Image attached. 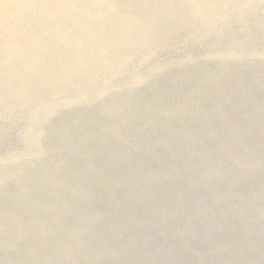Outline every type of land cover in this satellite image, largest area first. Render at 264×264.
Masks as SVG:
<instances>
[{
  "label": "rangeland",
  "instance_id": "obj_1",
  "mask_svg": "<svg viewBox=\"0 0 264 264\" xmlns=\"http://www.w3.org/2000/svg\"><path fill=\"white\" fill-rule=\"evenodd\" d=\"M234 15L231 26H236L244 41L262 38L252 25L264 17L258 15L256 19L255 14H250L251 23ZM222 66L223 63L216 62L214 66L209 63L200 67L198 74L204 78V69L211 68L209 83L201 88L196 81L188 82L196 91L179 109L175 107L178 101L174 102L172 97L191 92V88L182 89L172 81L165 95L149 99L139 110L128 116L102 120L101 128L105 126L108 132L104 136L111 139L101 138L100 127L94 126V137L88 142L91 155L82 160L77 152L74 163L79 166V162L88 160L91 167L86 172L88 181L83 182L86 188H81L85 203L80 199L79 204L83 209L74 215L80 214L78 219L85 221L86 226L91 225V232L84 234L89 238L81 246L83 256L72 258L71 264H264V81L256 85L259 89L243 95L248 100L239 99L242 95L237 91L239 82L255 79V66L234 65L238 75L241 73L239 76L226 75V69L220 71ZM190 70L192 74L195 67ZM213 70L221 74L217 83L212 80L218 78L213 77ZM188 122L191 123L186 126ZM182 128L187 134L177 133ZM79 136L85 137L83 133ZM17 138H11L9 149L19 147ZM171 140L178 143L169 145ZM66 141L67 151L72 152L74 143L69 144L71 139ZM66 141L58 150L65 148L66 151ZM219 142L223 147L217 150ZM190 145L193 146L190 148ZM167 149L169 152H165ZM226 151L235 153V157L239 154L236 159L251 152V168L244 164L245 167L230 171L222 158ZM143 158L145 172L139 175ZM211 158H221L217 162L221 166L211 171L209 182L233 178L240 181L235 188L226 184L221 195L224 199L215 192L209 193L206 182L189 187L178 185V181L194 175ZM25 183L28 190L38 194H35L36 201L47 202V193L34 181ZM19 195L18 192L12 198L16 201L8 202L6 198L0 201L4 203L0 207L1 220L9 226L19 218V206H26L25 196L19 199ZM30 218L18 223L20 226L8 246L0 245L1 252H14L20 261L32 250L52 251L48 255L50 259L66 255L60 241L62 245L51 248V245L44 249L32 247L27 239L34 230ZM20 235L24 237L20 239ZM96 253L98 257L93 256ZM4 262L0 260V264Z\"/></svg>",
  "mask_w": 264,
  "mask_h": 264
},
{
  "label": "bare ground",
  "instance_id": "obj_2",
  "mask_svg": "<svg viewBox=\"0 0 264 264\" xmlns=\"http://www.w3.org/2000/svg\"><path fill=\"white\" fill-rule=\"evenodd\" d=\"M93 3L117 5L119 6L115 10L117 12H136L144 11V9L138 8L137 6L161 3L233 5L259 3V0H0V65H2L6 30L9 35L10 55L14 58V61L18 49L22 47L25 58L35 59L50 67H60L68 63L69 58L78 50L81 42L87 41L91 32L97 31L102 24L107 22L97 21L84 7L62 8L59 6H84ZM5 5L9 7L6 9ZM148 11H151V9H148ZM192 11L199 12L200 10L193 9ZM202 11L205 14L197 16L199 28L195 34L190 35L193 29L184 28L179 30L176 35L172 36L171 40L179 44L182 40L187 38L191 44L190 51L194 54L207 55L211 58L202 60L197 65L193 66L195 70L192 74L190 69L193 67L181 69L179 74H176V78L174 77L173 81L180 84L182 89H186V86L191 88L188 83L191 80L192 84L194 83L193 81H196V84L202 88L204 87L203 85L206 86L209 83L207 77L212 73L211 68H203L206 77L199 76L198 72L201 70L200 67L202 68L205 64L213 63L214 66L216 62L223 63L220 71L226 69L225 74L229 73V75L232 76H239L241 74L238 75V71L234 69V65L241 68H251L254 65L255 69H253V73L256 74V78L253 79L251 77L242 80L237 87V91L242 94L238 98L244 99L245 101L248 100V98L243 95L248 91L259 89L256 85L264 81V19H260V21L258 20L252 25V28L256 27L255 31L259 33L262 38L254 42L244 41V39L241 38L242 36L238 34L236 26H231V24L233 16H235L234 14H237L240 19L243 18V22L250 21L252 23L253 20L251 18H253V16H251L250 13L240 15L236 11L226 9L224 12H226L227 15H212V11L219 12V10L204 9ZM258 15L260 14H255L256 19ZM0 71H2V68H0ZM217 73L219 72L213 70V77L218 76L217 79L212 78L215 83L219 81V76L221 75ZM197 78L202 79L201 82ZM195 91V89L191 88V92L186 91V93L183 94H175L172 97L174 102L178 101L175 107L179 109L181 105H185L189 99H192L191 95H193ZM230 112L232 111H228L227 113ZM190 123L191 122L186 123V126ZM101 124L102 120H97L87 125L86 129H81L74 136L68 138L67 140H72L69 144L74 143V150L72 152L67 151L66 145H68V143L66 141V151L65 148H63L62 150L49 152V154L41 160H32L28 163L21 162L18 158L24 155L37 153L44 145L27 144L25 139L22 138L23 126L16 124L15 117L11 114L8 115L7 119L5 118L2 101V78H0V126L3 129L0 132V201L4 198H6L8 202L16 201L12 198L17 196L18 192L20 193L19 199L25 196L26 200V206L23 208L22 205H20L17 210L19 218H17V221L11 222L10 226L7 221L1 220L2 217L0 216V245L8 246V241L13 239L14 231L20 226L18 223H22L24 219L31 217V227L34 230L27 236V239L31 241L32 247L34 246V248L37 249L41 247V249H44V246L51 245L49 247L51 248L52 245L63 244L62 248L66 249V255H63L61 258L51 257V259L48 255H52V251L32 250V252L29 251V254L26 255V259L23 261H20L19 257H16L14 252L3 253L0 250V260L5 261L4 264H38L45 261L50 262V264L51 261L52 264H71L69 260L83 256V253L80 252V250H83L81 246H84L85 240L89 238L84 234L90 235L91 229L89 226L91 225L86 226L85 221L78 219L80 214L76 217H74V215L77 214L79 210L81 211L83 209L82 204H79V202L81 203L80 199L82 203H85L81 188H86L84 184L86 179L88 181L86 172H88L91 167L88 160L80 163L79 159V166H76L74 163L75 158L78 156L77 152H79V156H81L82 160L88 159L91 155L88 149L90 147L88 142L94 137L92 136V131L95 125H98L101 129V138H110L104 136L108 132L105 130V126L101 128ZM127 128L128 127H125L124 130H127ZM81 133L85 135L84 138L79 136ZM177 133L180 135L187 134L183 128ZM16 136L18 137L17 139H19V147L15 150L9 149V141L12 137ZM118 137L122 138V135ZM177 143L178 141L175 140L168 142L169 145ZM4 144L6 147H2ZM94 144L95 143H93V145ZM137 144L138 143H136V145ZM193 144L195 145V143ZM192 146L190 145V148ZM222 147L220 142L216 144L217 150ZM165 152H169V150L167 149ZM227 153L228 151H226L225 156H222V158L224 159V165L230 171L233 172L247 165L249 169L251 168L249 158L251 152L246 156L243 155L240 159H236L239 154L235 157V153ZM220 159L221 158L207 159V163L204 162L194 175L190 174L182 179V181H178V185L189 187L193 184L196 185L206 182L207 191L209 193L215 192L219 196L225 191L226 184L229 187L233 186L235 188L240 181L234 178L233 180H226L223 182H221V179L209 182L212 179L211 171H215L221 166V164H217ZM143 160V164L139 169V175L145 172L146 159L143 158ZM6 161L8 163H6ZM202 162L203 161H200V163ZM55 164L58 165L55 166ZM244 164L245 166H243ZM29 181H34L36 186L47 193V202L45 204L35 200V194L38 196L35 190H28V188L25 187L27 185L25 182ZM219 183H222V185ZM24 189L28 191L25 192ZM256 193H259V190H257ZM221 198L224 199L223 196H221ZM220 200L222 201V199ZM3 204L4 203H0V207H3ZM7 209L8 208L5 209L6 214ZM10 211L12 213V209H10ZM19 220L21 222H19ZM36 224L37 227H34ZM22 237L24 236L20 235L19 238L21 239ZM59 241L62 244H60ZM103 249L105 250V248ZM93 256L98 257L99 255L96 253ZM98 259H101V256Z\"/></svg>",
  "mask_w": 264,
  "mask_h": 264
},
{
  "label": "clouds",
  "instance_id": "obj_3",
  "mask_svg": "<svg viewBox=\"0 0 264 264\" xmlns=\"http://www.w3.org/2000/svg\"><path fill=\"white\" fill-rule=\"evenodd\" d=\"M59 7H84L97 21L107 23L91 32L60 67L25 58L22 47L14 61L5 31L0 65L5 118L11 114L23 126L27 144L44 145L39 152L18 158L24 163L43 159L97 120L127 115L165 95L178 70L210 59L190 51L187 38L179 44L171 40L184 28L195 34L197 16L205 14L202 10L227 15L224 10L231 9L264 17V0L233 5L161 3L137 6L144 11L136 12H117L119 6L104 3Z\"/></svg>",
  "mask_w": 264,
  "mask_h": 264
}]
</instances>
